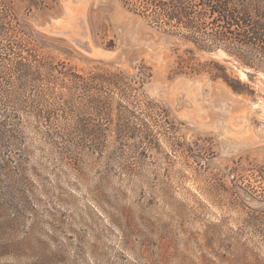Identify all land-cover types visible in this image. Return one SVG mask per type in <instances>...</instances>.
Here are the masks:
<instances>
[{
    "label": "rangeland",
    "instance_id": "rangeland-1",
    "mask_svg": "<svg viewBox=\"0 0 264 264\" xmlns=\"http://www.w3.org/2000/svg\"><path fill=\"white\" fill-rule=\"evenodd\" d=\"M11 11L50 70L0 99V264H264V73L121 0Z\"/></svg>",
    "mask_w": 264,
    "mask_h": 264
},
{
    "label": "trees",
    "instance_id": "trees-1",
    "mask_svg": "<svg viewBox=\"0 0 264 264\" xmlns=\"http://www.w3.org/2000/svg\"><path fill=\"white\" fill-rule=\"evenodd\" d=\"M14 1L17 0H0V43L13 55L12 68L6 69L0 61V99L21 102L27 81H41L50 66L39 60L24 43L25 31L16 29V18L11 11ZM29 1L36 6L43 5V0ZM121 1L150 26L179 37L200 51L210 54L222 51L226 65L212 62L207 72L224 80L235 92L252 93V88L239 78L231 77L227 65L247 70L250 78L264 73V0ZM3 69L16 71L17 78L7 75ZM75 77L83 82V77ZM16 79L17 85L14 84ZM4 171H8L7 166Z\"/></svg>",
    "mask_w": 264,
    "mask_h": 264
}]
</instances>
